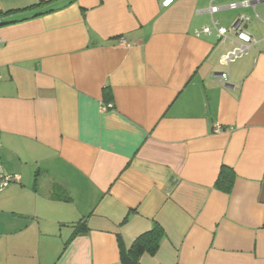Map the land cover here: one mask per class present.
<instances>
[{"label": "crops", "instance_id": "1", "mask_svg": "<svg viewBox=\"0 0 264 264\" xmlns=\"http://www.w3.org/2000/svg\"><path fill=\"white\" fill-rule=\"evenodd\" d=\"M242 15L226 65L197 34ZM0 41V264H122L156 224L140 264H264V0H0Z\"/></svg>", "mask_w": 264, "mask_h": 264}, {"label": "built area", "instance_id": "2", "mask_svg": "<svg viewBox=\"0 0 264 264\" xmlns=\"http://www.w3.org/2000/svg\"><path fill=\"white\" fill-rule=\"evenodd\" d=\"M176 0H161V5L163 8H169L172 6ZM253 4L249 1H245L241 4H232L229 6L230 9H237L240 7H248L252 6ZM221 8L216 6H211L209 9V12L211 14H214L218 11H220ZM255 17L257 20H260L259 16L255 14ZM252 20L251 17L247 15H242L236 23L232 26V28L229 30L227 28L219 27L214 21L212 22L211 26L205 27L201 32H199L197 35H211L213 33H216L217 36L221 40H229L231 39L229 34L232 32L235 35V39L232 41L236 44V47L229 52L227 55L223 58V63L226 65H229L245 56H247L252 47L255 46L258 41L255 40L251 34H249L246 31V27L249 24V22ZM124 42V41H123ZM1 44V41H0ZM214 78L219 80L220 82L227 85L229 83V74L228 73H221V74H214ZM1 79V76H0ZM111 106H105L104 109H107ZM218 131H221L220 129ZM16 180L15 176L6 175L3 165L0 160V192L5 190L12 182Z\"/></svg>", "mask_w": 264, "mask_h": 264}, {"label": "trees", "instance_id": "3", "mask_svg": "<svg viewBox=\"0 0 264 264\" xmlns=\"http://www.w3.org/2000/svg\"><path fill=\"white\" fill-rule=\"evenodd\" d=\"M234 172L226 167L221 170L217 181V187L225 191H230L235 181ZM76 228V235L88 230L85 222L79 223ZM164 237V230L161 225L156 224L149 232L141 235L127 251H121L122 264H140L139 259L145 253H155Z\"/></svg>", "mask_w": 264, "mask_h": 264}, {"label": "water", "instance_id": "4", "mask_svg": "<svg viewBox=\"0 0 264 264\" xmlns=\"http://www.w3.org/2000/svg\"><path fill=\"white\" fill-rule=\"evenodd\" d=\"M253 4V3H252Z\"/></svg>", "mask_w": 264, "mask_h": 264}]
</instances>
